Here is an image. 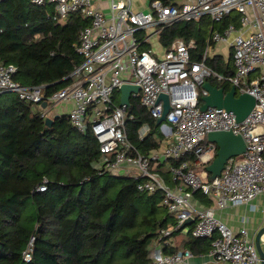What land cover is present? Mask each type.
I'll return each mask as SVG.
<instances>
[{"label": "built area", "instance_id": "2783aa9c", "mask_svg": "<svg viewBox=\"0 0 264 264\" xmlns=\"http://www.w3.org/2000/svg\"><path fill=\"white\" fill-rule=\"evenodd\" d=\"M29 2L52 6L51 17L58 22L74 13L90 20L79 31L75 46L83 60L70 73L72 82L49 96L45 95L43 85L26 86L13 79L15 65L0 64V93L10 92L21 100L39 104L43 117L49 116V106L72 100L69 120L77 131L84 133L90 129L95 136L101 153L99 169L140 179L139 191L160 192L161 204L176 219V226L192 218L191 236L212 238L208 253L214 263L260 264L248 230H232L214 215V208H197L192 196L199 190L215 207L224 208L249 203L264 193V0H177L168 4L154 0L147 10L134 9L132 0H108L107 10L96 6V0ZM232 11L240 15V25L230 23L210 37L212 42H226L232 48V76L226 77L207 66L205 55L199 61H191L189 48L193 41L176 39L161 57H156L150 47L141 49L143 39L138 33L143 29L155 27L159 32L173 22L197 21L204 16L219 22ZM254 72L258 75L249 78ZM208 77L227 80L237 94L246 92L254 96L255 104L243 120L237 121L232 111L223 108L200 109L199 97L207 93L201 86ZM122 84L139 87L131 95L139 96L140 104L155 120L163 110L159 94L168 95L170 109L159 126L172 141L161 152L143 155L127 139L125 122L132 115L126 104L114 100ZM147 129L144 125L140 134ZM216 130L239 134L245 150L227 159L220 174L210 180L204 166L212 160L216 148L214 144L207 147L204 142L208 132ZM190 154L202 171L185 160L169 164L173 186L155 170L161 156L178 160ZM45 181L37 186V191L46 189ZM173 229H162L161 236L169 235ZM157 243L169 245L170 240ZM261 246L264 252V234ZM30 251V247L23 251V260L31 259ZM150 255L152 264H190L193 253L189 249L170 253L157 249Z\"/></svg>", "mask_w": 264, "mask_h": 264}, {"label": "trees", "instance_id": "16d2710c", "mask_svg": "<svg viewBox=\"0 0 264 264\" xmlns=\"http://www.w3.org/2000/svg\"><path fill=\"white\" fill-rule=\"evenodd\" d=\"M51 15L50 5L0 0V64L15 65L13 79L26 86L43 85L47 96L72 82L69 75L83 60L75 48L78 34L90 22L81 13L62 22ZM230 23L238 27L234 11L219 22L207 16L176 21L160 29L158 40L166 49L176 39L193 41L190 60L199 61L212 43L210 33L223 31ZM140 46L146 49L149 43ZM205 63L226 77L234 73L232 51L228 60L218 54L206 57ZM206 81L224 91L231 86L227 80L208 77ZM129 101L132 118L125 122L127 139L143 155L159 150L164 136L155 119L139 96H130ZM40 107L13 93H0V264H151L154 243L177 235L183 236L184 249L209 251L212 238L192 237V222L186 232L176 226V219L161 204L160 192L139 191L140 179L97 167L101 153L90 129L77 131L67 114L48 124ZM144 125L148 129L140 134ZM182 160L196 168L191 154L166 159L168 165ZM162 165L155 170L172 185L175 181ZM43 180L46 189L37 191ZM193 196L210 201L199 190ZM168 227L174 229L161 236ZM28 247L31 259L25 261L22 253ZM178 249L162 243L163 253Z\"/></svg>", "mask_w": 264, "mask_h": 264}, {"label": "crops", "instance_id": "0c3cea01", "mask_svg": "<svg viewBox=\"0 0 264 264\" xmlns=\"http://www.w3.org/2000/svg\"><path fill=\"white\" fill-rule=\"evenodd\" d=\"M146 2L148 3L147 0H146ZM95 5L102 8L103 10H107L108 0H96ZM133 6H134V9L139 10L136 7L135 1H133ZM148 8H149V3H148V5H146V10ZM235 16L237 17L238 26H239L240 25V22H239L240 15L237 12H235ZM207 17H209V16H207ZM214 31H218V30L214 29L210 33V35H212V33ZM139 32H142V35H143L142 38L139 37V38L143 39L142 42H148L149 47L152 48L154 55L156 57H161L163 51L166 48H164L159 43V40H158V33L159 32L157 31V28L150 27L147 29H143ZM138 35H139V33H138ZM231 51H232V48L230 47L229 43L212 42L204 48V51H203L202 55H200V56L202 57L203 55H205L206 57H212L214 55L219 54V55H222V57L225 60H228ZM118 93L120 96L119 91H118ZM131 96H133V95H131ZM118 101H120V98L118 99ZM72 106H73V101L70 99L60 101V102H58L52 106H49L50 111H49L48 115L50 117H54L55 115L59 116L62 114H67L68 110H70L72 108ZM40 109L42 111V107H40ZM161 134L164 136V139L161 143L159 150H157L159 152H161L164 149V147L167 143H170L172 141V137H170L169 135H164L162 132H161ZM204 144L207 147H209L210 144H213V143L209 142L207 140V137H206ZM208 152H210V150H208ZM159 163H163V165L161 166L162 169H168V163H167L166 159L162 158V156L160 157L156 166H158ZM197 166H199V165L195 164L196 168H197ZM173 185H174V183L171 186H173ZM192 199H193L192 201H193L194 205L197 208H202V207L214 208V215L217 218H219L221 221H223L226 225H228L234 231H237L241 227H245L248 230L249 236L254 237L255 232L258 230V228H260L262 225H264V193L257 195L249 203L239 204V205H228L224 208L215 207L214 204L212 203L211 199L208 203H204L203 201H201L199 198H197L195 196H192ZM252 210H256V211L260 210V212H262V213L253 215ZM189 220H191L190 222H192V218H189ZM186 226L182 227L183 232L187 231ZM182 238H183L182 235H177V236L170 238V245H174V246L177 245L179 247V249H184V247L181 244ZM161 248H162L161 244L155 242L151 251L161 249ZM189 263L190 264H202V263L224 264V263H214L208 252L193 253L192 257L189 259ZM151 264H152V262H151Z\"/></svg>", "mask_w": 264, "mask_h": 264}, {"label": "water", "instance_id": "95a60500", "mask_svg": "<svg viewBox=\"0 0 264 264\" xmlns=\"http://www.w3.org/2000/svg\"><path fill=\"white\" fill-rule=\"evenodd\" d=\"M206 90V94L202 95L200 109L204 110L208 106L223 108L227 111H232L237 121L243 120L251 111L255 104V98L249 93L237 94L234 85L230 86L228 91H224L223 87L212 85L209 81H205L202 86ZM139 87L136 85L122 84L119 88L120 104L130 105V96L132 92H137ZM158 101L163 102V110L160 117L155 120V125L159 126L165 121L166 114L170 109L168 95L160 93ZM45 103L42 104L44 106ZM47 116L46 123H52L53 119L57 117ZM207 140L214 144L216 151L212 160L204 166L210 180L217 177L224 167L227 159L241 155L245 150V142L239 134H233L231 131L216 130L210 131L207 134ZM163 158V156H162ZM191 220L187 219L181 223V227L186 226ZM264 234V225H262L255 232L254 243L257 253L260 257V264H264V252L261 246V236Z\"/></svg>", "mask_w": 264, "mask_h": 264}, {"label": "rangeland", "instance_id": "374dc122", "mask_svg": "<svg viewBox=\"0 0 264 264\" xmlns=\"http://www.w3.org/2000/svg\"><path fill=\"white\" fill-rule=\"evenodd\" d=\"M135 1V4H136V7L139 9V10H146V5H148V3L146 2V0H133ZM258 75V72H254L252 73L249 78H254ZM120 98L119 96V93L117 92L115 95H114V99L116 101H118V99ZM157 127V131H161V126H156ZM197 171L201 170V166H197L196 168ZM208 199L210 200V198L208 197ZM252 213L253 215H256V214H261L262 212H260V210L256 211V210H252Z\"/></svg>", "mask_w": 264, "mask_h": 264}]
</instances>
